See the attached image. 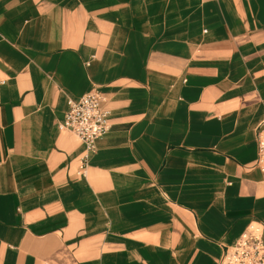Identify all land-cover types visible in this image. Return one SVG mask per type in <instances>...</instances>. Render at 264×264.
I'll use <instances>...</instances> for the list:
<instances>
[{
	"label": "crops",
	"instance_id": "0c3cea01",
	"mask_svg": "<svg viewBox=\"0 0 264 264\" xmlns=\"http://www.w3.org/2000/svg\"><path fill=\"white\" fill-rule=\"evenodd\" d=\"M263 118L264 0H0V264H225L264 237Z\"/></svg>",
	"mask_w": 264,
	"mask_h": 264
},
{
	"label": "built area",
	"instance_id": "2783aa9c",
	"mask_svg": "<svg viewBox=\"0 0 264 264\" xmlns=\"http://www.w3.org/2000/svg\"><path fill=\"white\" fill-rule=\"evenodd\" d=\"M105 97L97 90L85 93L76 100H70L60 129L73 132L83 143V166L97 149V140L110 129L109 111L103 107ZM264 179V118L257 127V157L252 164ZM225 264H264V237L262 227L250 223L234 245L227 248Z\"/></svg>",
	"mask_w": 264,
	"mask_h": 264
}]
</instances>
